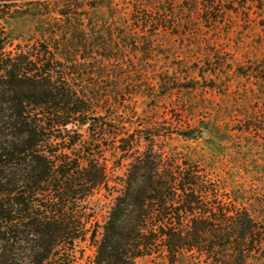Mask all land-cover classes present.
<instances>
[{
  "label": "trees",
  "instance_id": "obj_1",
  "mask_svg": "<svg viewBox=\"0 0 264 264\" xmlns=\"http://www.w3.org/2000/svg\"><path fill=\"white\" fill-rule=\"evenodd\" d=\"M46 1L0 0V27L24 15L21 5ZM262 2L198 0L194 10L202 26L216 28L220 15ZM83 5L78 0V11ZM79 20L78 89L51 44L14 46L0 29V264H264V218L238 197L220 200L198 166L167 151L157 125L124 127L109 116L101 105L108 98L79 74L92 66L79 52L95 48L93 31ZM59 33L55 43H63ZM103 67L90 77H103ZM240 132L258 130L247 121ZM177 136L189 143L201 133ZM99 194L111 198L102 225ZM83 245L95 251L91 263Z\"/></svg>",
  "mask_w": 264,
  "mask_h": 264
},
{
  "label": "rangeland",
  "instance_id": "obj_2",
  "mask_svg": "<svg viewBox=\"0 0 264 264\" xmlns=\"http://www.w3.org/2000/svg\"><path fill=\"white\" fill-rule=\"evenodd\" d=\"M80 1V11L78 0L21 5L16 9L24 15L15 14L18 18L0 29L14 46L51 44L78 89V20L87 24L83 29L93 31L95 48L79 52L92 65L79 74L95 85L102 101L108 98L101 105L109 116L124 127L157 125L167 136L162 143L167 151L179 163L198 166L209 190L221 191L220 200L238 197L255 217L264 218V120H258L264 111V0L239 15H220L222 26L216 28L202 26L203 17L194 10L198 0ZM93 1L104 5L94 9ZM59 32L63 43L52 40ZM101 67L107 68L103 77H90ZM247 121L256 134L240 132ZM193 128L201 133L198 141L178 138ZM126 169L124 164L116 172L115 182ZM99 199L96 222L102 225L111 198L99 194ZM81 249L84 262L91 263L94 249ZM137 264L166 263L150 258Z\"/></svg>",
  "mask_w": 264,
  "mask_h": 264
},
{
  "label": "water",
  "instance_id": "obj_3",
  "mask_svg": "<svg viewBox=\"0 0 264 264\" xmlns=\"http://www.w3.org/2000/svg\"><path fill=\"white\" fill-rule=\"evenodd\" d=\"M205 135H206V133H205Z\"/></svg>",
  "mask_w": 264,
  "mask_h": 264
}]
</instances>
